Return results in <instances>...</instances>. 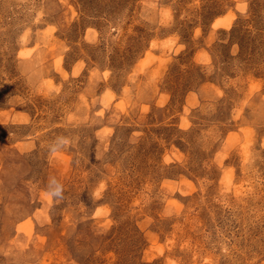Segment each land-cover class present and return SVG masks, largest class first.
<instances>
[{
    "label": "rangeland",
    "instance_id": "374dc122",
    "mask_svg": "<svg viewBox=\"0 0 264 264\" xmlns=\"http://www.w3.org/2000/svg\"><path fill=\"white\" fill-rule=\"evenodd\" d=\"M0 264H264V0H0Z\"/></svg>",
    "mask_w": 264,
    "mask_h": 264
},
{
    "label": "bare ground",
    "instance_id": "6f19581e",
    "mask_svg": "<svg viewBox=\"0 0 264 264\" xmlns=\"http://www.w3.org/2000/svg\"><path fill=\"white\" fill-rule=\"evenodd\" d=\"M215 25H216V26H228V25H229V22H227V19H224V18H218V19H216V21H215Z\"/></svg>",
    "mask_w": 264,
    "mask_h": 264
}]
</instances>
